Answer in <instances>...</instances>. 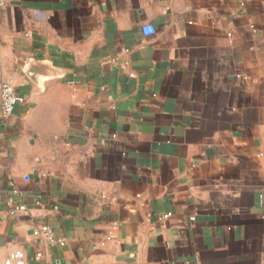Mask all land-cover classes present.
<instances>
[{
  "label": "crops",
  "instance_id": "0c3cea01",
  "mask_svg": "<svg viewBox=\"0 0 264 264\" xmlns=\"http://www.w3.org/2000/svg\"><path fill=\"white\" fill-rule=\"evenodd\" d=\"M0 73V264H264V0H9Z\"/></svg>",
  "mask_w": 264,
  "mask_h": 264
},
{
  "label": "built area",
  "instance_id": "2783aa9c",
  "mask_svg": "<svg viewBox=\"0 0 264 264\" xmlns=\"http://www.w3.org/2000/svg\"><path fill=\"white\" fill-rule=\"evenodd\" d=\"M9 0H0V7L6 5ZM241 7L244 6L243 3L240 4ZM25 102V98L18 93L15 86L11 84L6 78L0 73V120H5L9 117L14 109ZM27 211L26 205H19L12 208L8 214L10 216H15L20 213H25ZM169 216L165 215L162 219H167ZM33 236L37 238H44L49 246L61 243L57 240L50 226L42 225L33 230ZM42 254L40 252L36 253L34 258L35 260H40ZM26 256L23 251H14L12 252L5 261V264H25Z\"/></svg>",
  "mask_w": 264,
  "mask_h": 264
},
{
  "label": "water",
  "instance_id": "95a60500",
  "mask_svg": "<svg viewBox=\"0 0 264 264\" xmlns=\"http://www.w3.org/2000/svg\"><path fill=\"white\" fill-rule=\"evenodd\" d=\"M53 70L51 68H48L45 65L42 64H32L29 66V70L27 72V75L29 76V78L31 79H35L37 75H42V76H47V75H51L53 72Z\"/></svg>",
  "mask_w": 264,
  "mask_h": 264
}]
</instances>
